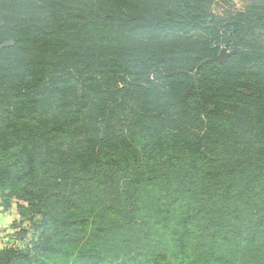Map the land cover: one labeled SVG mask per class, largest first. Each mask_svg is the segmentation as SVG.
Returning a JSON list of instances; mask_svg holds the SVG:
<instances>
[{"label":"trees","instance_id":"1","mask_svg":"<svg viewBox=\"0 0 264 264\" xmlns=\"http://www.w3.org/2000/svg\"><path fill=\"white\" fill-rule=\"evenodd\" d=\"M239 1L0 0V192L40 217L0 264H57L65 204L106 194L153 264H264V0Z\"/></svg>","mask_w":264,"mask_h":264},{"label":"rangeland","instance_id":"2","mask_svg":"<svg viewBox=\"0 0 264 264\" xmlns=\"http://www.w3.org/2000/svg\"><path fill=\"white\" fill-rule=\"evenodd\" d=\"M233 3L236 7L241 6L239 0H235ZM214 9L217 13H223L226 10V5L216 4ZM261 39V34L258 35V33H256L254 36L246 37L244 42L259 44ZM223 49H225V52L221 57L220 55ZM231 50L234 49L231 47L221 48L216 58L219 61H225L230 56L228 53L231 52ZM257 78L264 79V72H259ZM104 197L99 198L98 195H95L94 197L88 198V195H83L78 200L74 201L72 207L65 204V208H70L73 212L72 217L75 219L71 229L73 234L71 238L67 239L64 237H56V244H54L56 252L48 259V262L71 264L72 258L80 253V255H84L86 258L88 256L92 257L91 264H115L116 261L122 262V264H153L151 262L156 254H153L151 249L145 252L140 249L133 251V246L129 248L123 247L122 249V247L118 248V244L114 243V241H117L115 239L116 235H118V233L121 235L122 228L119 225V221L113 220V218L116 217V212L113 208L114 203H111V197L108 196V194L104 195ZM61 200H63V198H61ZM252 200L264 205V194L260 192L254 193L252 195ZM18 205H20V207H26L27 202L14 197H8L0 192V250L12 245L23 248L24 243L36 233L33 232L32 229L37 226V220H39L40 217L35 215L32 210L24 211L22 215L23 210L19 208ZM110 205L112 206L109 207ZM223 218L225 217L223 216ZM100 223H106L109 227V234L107 235L106 233L105 236L88 238L90 230ZM22 229L27 230L28 233L18 236L16 233ZM204 234L205 233L201 230H198L194 234L197 245H195L193 250L189 251L190 254L187 260L192 261L197 259V257L200 256L199 254H202L204 247H207L208 243ZM167 236H169V233ZM163 240L162 238L153 239L155 242L154 246L159 242L162 245L166 244ZM130 252H132L130 255L132 260L126 255ZM231 257V252H227L223 259L227 262ZM155 259L157 263L162 260V258L158 257ZM93 260H95V263H93Z\"/></svg>","mask_w":264,"mask_h":264},{"label":"water","instance_id":"3","mask_svg":"<svg viewBox=\"0 0 264 264\" xmlns=\"http://www.w3.org/2000/svg\"><path fill=\"white\" fill-rule=\"evenodd\" d=\"M224 52H225V49H223L222 51H221V57L223 56V54H224ZM235 52V50H231V52H229L228 53V55H231V54H233Z\"/></svg>","mask_w":264,"mask_h":264}]
</instances>
